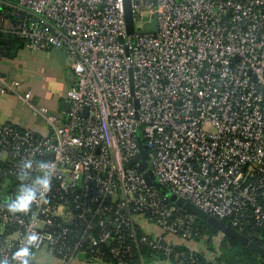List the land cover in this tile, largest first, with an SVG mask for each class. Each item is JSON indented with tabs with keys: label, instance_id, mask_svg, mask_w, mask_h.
I'll use <instances>...</instances> for the list:
<instances>
[{
	"label": "built area",
	"instance_id": "obj_1",
	"mask_svg": "<svg viewBox=\"0 0 264 264\" xmlns=\"http://www.w3.org/2000/svg\"><path fill=\"white\" fill-rule=\"evenodd\" d=\"M129 6L131 33L125 0H0V44L59 48L76 76L58 114L0 74V93L18 94L47 126L0 124V260L21 264L27 247L29 264L38 249L63 264H145L146 248L163 264H199L198 217L130 163L139 145L170 193L264 238V0ZM25 159L32 177L35 161L53 165L51 187L12 213Z\"/></svg>",
	"mask_w": 264,
	"mask_h": 264
},
{
	"label": "crops",
	"instance_id": "obj_2",
	"mask_svg": "<svg viewBox=\"0 0 264 264\" xmlns=\"http://www.w3.org/2000/svg\"><path fill=\"white\" fill-rule=\"evenodd\" d=\"M54 50L56 49L31 50L24 44L18 45L11 36L4 37L0 44V74L8 80L17 81L19 93L30 90L33 103L46 105L52 111L63 114L68 108L65 93L75 84L76 76L66 53L63 50L55 53ZM23 105L18 94L0 93V124L12 123L19 128H31L38 133H46L47 126L44 121L33 116L27 105V113H24ZM146 227L148 230H155L152 224H147ZM163 263L160 255L148 254L145 258V264ZM30 264L63 263L51 256L46 249H38L32 253ZM68 264L100 263L72 259Z\"/></svg>",
	"mask_w": 264,
	"mask_h": 264
},
{
	"label": "trees",
	"instance_id": "obj_3",
	"mask_svg": "<svg viewBox=\"0 0 264 264\" xmlns=\"http://www.w3.org/2000/svg\"><path fill=\"white\" fill-rule=\"evenodd\" d=\"M11 37L18 45L24 44L21 38ZM223 221L230 225L227 219ZM194 227L197 232L195 240L198 241L204 237L208 251L207 253L204 250L196 252L199 264H264V259H261L257 253L227 235L223 234L218 247H215L212 237L218 230L205 220L197 218ZM243 234L264 246V238L260 230ZM149 253L146 248L143 249V255L148 256Z\"/></svg>",
	"mask_w": 264,
	"mask_h": 264
},
{
	"label": "clouds",
	"instance_id": "obj_4",
	"mask_svg": "<svg viewBox=\"0 0 264 264\" xmlns=\"http://www.w3.org/2000/svg\"><path fill=\"white\" fill-rule=\"evenodd\" d=\"M33 164L34 161L32 159H25L22 162V166L19 167L18 179L21 183L18 185L15 193L9 196L6 201V207L12 213H27L35 202L47 199V193L51 187L53 165L45 159L35 161L40 174L32 177L31 170L33 169ZM29 255L30 251L27 247L18 250L16 253L17 258L25 257L21 261V264H29V260L27 259ZM0 264H10V262L5 259L0 260Z\"/></svg>",
	"mask_w": 264,
	"mask_h": 264
},
{
	"label": "water",
	"instance_id": "obj_5",
	"mask_svg": "<svg viewBox=\"0 0 264 264\" xmlns=\"http://www.w3.org/2000/svg\"><path fill=\"white\" fill-rule=\"evenodd\" d=\"M125 19L127 24V32L131 33L133 31V26H132V17L129 6V0H125ZM55 49H56L54 50L55 53L61 52V49L59 48H55ZM136 160L139 161V165H138L139 171L143 172V175L149 184L152 183L156 184L158 187L163 189L169 195L171 200L175 201L179 205H183L186 209L195 213L198 218L205 220L207 223L214 226L217 230L221 231L224 235H227L233 238L234 240L240 242L242 245H245L246 247L257 253L261 259H264V246L252 240L251 238L247 237L243 233L237 231L234 227L227 224L222 219L217 218L213 215H209L201 211L191 203L185 202L182 198H178L175 194L170 193V191L167 190L163 185L157 183L152 172L149 169H147L146 149L141 145H139V152L137 154V157L131 160L130 163Z\"/></svg>",
	"mask_w": 264,
	"mask_h": 264
},
{
	"label": "rangeland",
	"instance_id": "obj_6",
	"mask_svg": "<svg viewBox=\"0 0 264 264\" xmlns=\"http://www.w3.org/2000/svg\"><path fill=\"white\" fill-rule=\"evenodd\" d=\"M20 89V87H19ZM22 90V89H21ZM23 105V104H21ZM23 109H24V113H27V106L26 105H23ZM30 110V109H29ZM223 235V234H222ZM221 236V235H220ZM196 241V248L199 250V251H206V253L208 252L207 249H206V246H205V240H204V237L200 238L198 241ZM215 241H217V239H215ZM216 247V246H215Z\"/></svg>",
	"mask_w": 264,
	"mask_h": 264
}]
</instances>
